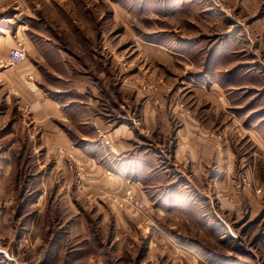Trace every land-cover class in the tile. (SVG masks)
Wrapping results in <instances>:
<instances>
[{"label":"rangeland","instance_id":"1","mask_svg":"<svg viewBox=\"0 0 264 264\" xmlns=\"http://www.w3.org/2000/svg\"><path fill=\"white\" fill-rule=\"evenodd\" d=\"M18 45L27 58L9 65ZM29 70L54 98L86 83L78 123L95 97L115 125L139 111L131 82L220 158L177 162L155 133L122 162L128 188L90 196L9 88L5 71L23 87ZM71 131L77 146L91 127ZM126 193L144 213L114 203ZM0 264H264V0H0Z\"/></svg>","mask_w":264,"mask_h":264},{"label":"crops","instance_id":"2","mask_svg":"<svg viewBox=\"0 0 264 264\" xmlns=\"http://www.w3.org/2000/svg\"><path fill=\"white\" fill-rule=\"evenodd\" d=\"M26 66L30 67L29 65ZM29 71L31 75L33 74L32 81H27L28 85H23V87L19 85V82L24 77L5 71L7 72L5 76L8 75L11 80L9 81V88L11 86L20 94L22 98L20 102L26 106L24 109L28 115L26 123H44V128L48 129V148L55 144L65 148L68 154L73 153V157L83 162L90 170L87 182L91 189L90 196L103 192L110 195L114 194L120 187L128 188L131 175L127 166L122 167V162L138 160L135 155L137 151L136 141L142 138L151 141V135L155 133H161L165 138L172 137V150L174 151L171 152V156L177 162L181 159L182 161L186 160L185 163L189 164L192 159L200 158L205 164H208L209 162L206 160L212 157L214 159L220 158V153L215 148L217 147L215 141L206 140V135L202 133H200L201 137L198 136V133H194L193 129L195 128L191 129L185 123L172 125V116L168 114L166 109L160 107L158 110L151 106L147 107L142 103L144 94L139 87L136 90L131 89L129 85L131 82H128L129 87L122 86L121 89L132 96V101L141 103L139 111L135 110L132 116L125 115L126 121L115 125L106 121L105 116L97 110L99 98L95 97L93 102H88L85 106L89 109V120L78 123V93L84 94L78 87L82 86L87 90L86 83L77 81L74 87L77 98H67V100L65 94L60 95L59 98H54L38 86L41 79L39 73L34 70ZM80 105H83L82 101H80ZM78 125L91 127V133L81 136L78 141L83 144L76 146L71 129ZM98 130L105 133L106 138L110 141L109 145L105 144L104 140L106 139H99ZM67 149H70V152ZM186 164L182 163L183 168H187ZM110 170L115 172L112 173ZM132 170H136V168ZM132 187L136 190L138 188V194L144 199L147 198V185L142 180L138 179L137 183H132ZM172 198L165 202L169 203Z\"/></svg>","mask_w":264,"mask_h":264},{"label":"built area","instance_id":"3","mask_svg":"<svg viewBox=\"0 0 264 264\" xmlns=\"http://www.w3.org/2000/svg\"><path fill=\"white\" fill-rule=\"evenodd\" d=\"M27 58V52L26 49L18 45L17 47L12 48L9 53L6 56V62L9 65H16L19 63H22ZM98 134L102 139L104 140L106 145L110 144L109 139L106 138V135L103 131L98 130ZM70 160L73 162L75 166V177L77 185H79V188L84 187L88 182V170L87 167L83 164V162L80 159H77L73 157V153L69 154ZM114 203L120 207H125L126 205H131L136 208L138 212H143L142 205H140L136 200H134V197L130 193H126V196L122 197H115Z\"/></svg>","mask_w":264,"mask_h":264}]
</instances>
